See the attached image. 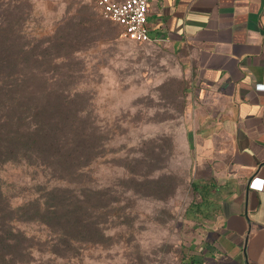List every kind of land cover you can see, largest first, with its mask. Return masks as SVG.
Masks as SVG:
<instances>
[{
  "label": "rangeland",
  "instance_id": "obj_1",
  "mask_svg": "<svg viewBox=\"0 0 264 264\" xmlns=\"http://www.w3.org/2000/svg\"><path fill=\"white\" fill-rule=\"evenodd\" d=\"M2 14L35 74L41 123L59 116L71 143L0 165L4 202L31 203L12 212L16 246L0 264H219L230 141L180 56L125 39L97 0H0ZM35 201L86 226L35 215Z\"/></svg>",
  "mask_w": 264,
  "mask_h": 264
},
{
  "label": "crops",
  "instance_id": "obj_2",
  "mask_svg": "<svg viewBox=\"0 0 264 264\" xmlns=\"http://www.w3.org/2000/svg\"><path fill=\"white\" fill-rule=\"evenodd\" d=\"M149 3L151 39L180 56L222 140L230 141L236 189L224 205L212 259L264 264V0Z\"/></svg>",
  "mask_w": 264,
  "mask_h": 264
},
{
  "label": "trees",
  "instance_id": "obj_3",
  "mask_svg": "<svg viewBox=\"0 0 264 264\" xmlns=\"http://www.w3.org/2000/svg\"><path fill=\"white\" fill-rule=\"evenodd\" d=\"M7 23V18L2 14L0 16V165L10 160H25V157L28 158L30 155H35L37 159L38 157L51 159L58 153L63 154L69 150L68 144L71 142L64 139L58 127L59 116L54 117L56 123L53 127L41 123L42 119L44 120V111L43 107L39 109L40 91L37 85L30 81L35 78V74L27 70L24 56L26 51L17 44L20 36L7 31L4 27ZM50 104L51 110H58L57 103ZM50 112L53 116L60 111ZM53 148H57V151ZM34 204L35 215L45 214L48 219H58L60 222L62 220L71 228L86 226V222L77 224L67 215L62 219L56 208L46 210L38 201ZM29 205L31 203L25 206ZM25 206L13 208L4 202L0 192V251L16 246L13 237L18 231L13 225L18 220L12 218L11 214L28 210L29 207L27 209Z\"/></svg>",
  "mask_w": 264,
  "mask_h": 264
},
{
  "label": "built area",
  "instance_id": "obj_4",
  "mask_svg": "<svg viewBox=\"0 0 264 264\" xmlns=\"http://www.w3.org/2000/svg\"><path fill=\"white\" fill-rule=\"evenodd\" d=\"M103 19L121 28L122 36L139 44L152 41L149 32V0H97Z\"/></svg>",
  "mask_w": 264,
  "mask_h": 264
}]
</instances>
